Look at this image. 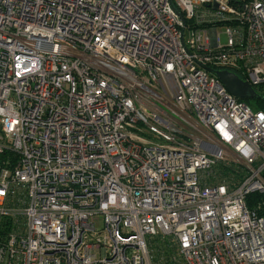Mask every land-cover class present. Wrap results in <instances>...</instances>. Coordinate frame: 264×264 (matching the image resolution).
Listing matches in <instances>:
<instances>
[{
  "label": "built area",
  "instance_id": "obj_1",
  "mask_svg": "<svg viewBox=\"0 0 264 264\" xmlns=\"http://www.w3.org/2000/svg\"><path fill=\"white\" fill-rule=\"evenodd\" d=\"M211 68L264 85V0H0V264H264V111Z\"/></svg>",
  "mask_w": 264,
  "mask_h": 264
},
{
  "label": "trees",
  "instance_id": "obj_2",
  "mask_svg": "<svg viewBox=\"0 0 264 264\" xmlns=\"http://www.w3.org/2000/svg\"><path fill=\"white\" fill-rule=\"evenodd\" d=\"M256 91L259 93L260 96L254 98L257 100V106L258 109L256 110H263L264 111V85L255 87ZM241 100L246 101L250 106L249 103L252 98H240ZM7 153H4L2 156H0V159L3 158ZM228 171V170H226ZM251 200H258L259 197H261V194H252ZM11 229V220L8 217L0 216V239H5L6 236L9 234V231ZM154 241H156L157 249L161 251L162 255L157 261L160 264H172V258L175 254L178 252L177 244L174 241L168 240V239H161L156 238Z\"/></svg>",
  "mask_w": 264,
  "mask_h": 264
},
{
  "label": "water",
  "instance_id": "obj_3",
  "mask_svg": "<svg viewBox=\"0 0 264 264\" xmlns=\"http://www.w3.org/2000/svg\"><path fill=\"white\" fill-rule=\"evenodd\" d=\"M214 72L226 85V87L239 98H256L259 93L246 80L242 79L238 74L230 70L210 69Z\"/></svg>",
  "mask_w": 264,
  "mask_h": 264
},
{
  "label": "rangeland",
  "instance_id": "obj_4",
  "mask_svg": "<svg viewBox=\"0 0 264 264\" xmlns=\"http://www.w3.org/2000/svg\"><path fill=\"white\" fill-rule=\"evenodd\" d=\"M220 32H221L222 41L225 42L227 40V37H226V35L224 33V28L223 27L220 28ZM249 103L251 104V107L254 110L258 109L257 100H255L254 98H252V100ZM152 242H153V245L150 248H151V251H152V254H153L154 259L157 260V259H159L161 257L162 253H161V251H159L156 248L157 247V245L155 243L156 241H152Z\"/></svg>",
  "mask_w": 264,
  "mask_h": 264
}]
</instances>
